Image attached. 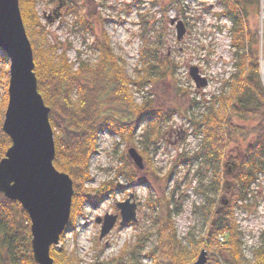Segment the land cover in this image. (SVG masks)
I'll use <instances>...</instances> for the list:
<instances>
[{"label": "rangeland", "instance_id": "1", "mask_svg": "<svg viewBox=\"0 0 264 264\" xmlns=\"http://www.w3.org/2000/svg\"><path fill=\"white\" fill-rule=\"evenodd\" d=\"M57 5L59 14L53 15L51 11ZM72 5L77 6L78 14H86L92 33L86 31L84 23L76 22L77 15L67 14ZM245 5L249 30L258 28L260 35L262 7L254 1ZM35 8L47 31L46 40L58 45V53L65 52L75 68L78 59L95 62L96 42L102 40L103 34L108 37L113 52L124 62L128 75L134 74L142 46L166 57L175 66L174 71L164 77L135 89L133 97L137 102L145 100L150 108L168 113L152 144L147 145L143 140L144 123L124 135L98 131L96 151L89 159L91 180L87 185L98 189L104 183H112L116 187L94 203H83L79 213L74 214L72 228L63 232V240L55 248H66L78 264H150L147 254L157 238L148 200L165 201L171 191L177 203L174 208L177 212L173 213L177 237L183 240L187 231L198 237L205 236L208 226L194 209L205 201L198 190L203 186L204 191H208L210 167L199 164L202 161L188 166L181 163L180 158L198 153L201 135L193 133L192 116L203 112L209 100L220 93L222 87H227L226 80L236 70L237 57L229 31L232 22L219 14L223 6L214 0H36ZM172 18L181 19L185 25L186 32L180 40L170 24ZM189 66L198 68L207 80L205 86L196 87L188 75ZM262 69L261 65L260 80L264 87ZM8 70L7 60H0V71H7L6 77ZM4 92L0 84V102ZM233 122L246 127L253 124L238 116L233 117ZM251 138L236 134L230 138L221 166L223 172L231 171V174L224 173V188L215 206L217 210L222 206L221 199L229 197L225 185L233 182L236 171L231 163L240 160ZM130 148L143 157L142 169L129 158ZM171 170L175 171L170 174ZM130 195L136 204V222L121 226L117 222L99 239L100 224L95 219L106 213L118 214L116 203ZM233 210L241 231L243 253L252 258L253 248L264 241V172L258 173L246 199L237 202ZM139 241L141 247L135 248L134 244ZM183 243L190 246L186 240ZM220 256L222 260L226 258L224 254Z\"/></svg>", "mask_w": 264, "mask_h": 264}, {"label": "trees", "instance_id": "2", "mask_svg": "<svg viewBox=\"0 0 264 264\" xmlns=\"http://www.w3.org/2000/svg\"><path fill=\"white\" fill-rule=\"evenodd\" d=\"M22 22L30 41L37 91L48 106L49 122L53 129L55 155L53 165L70 176L73 196L70 217L66 229H71L74 214L79 213L83 203H94L104 194L115 189L112 183H104L98 189L87 185L91 180L89 159L96 151L98 131L109 130L119 135L129 134L142 123V137L147 145L153 143L168 113L148 106L147 101L135 100V89L164 77L174 71V64L142 46L134 74L128 75L124 62L110 47L103 34L97 41L98 56L95 62L78 59L77 67L68 61L65 52L58 53V45L48 42L47 31L35 10L36 0H18ZM181 1V0H180ZM223 6L220 15L230 18L231 46L237 57L235 72L226 80L227 87L209 100L204 111L193 115V133L201 135L198 153L181 157L188 166L202 161L210 167L208 191L201 187L198 192L205 196L199 213L208 228L205 236H195L189 231L179 239L173 222L177 203L174 191L169 198L151 202L152 227L157 238L150 248V264H187L193 262L199 251L207 252L206 264H264V241L253 248L252 258L245 257L242 249L241 231L234 217V206L246 199L250 185L259 172H264V87L260 80L261 65L264 71V0H214ZM263 5L261 34L259 29L249 30L245 7L253 2ZM77 6H70L67 14L77 15V23L92 33L86 14H78ZM51 18V17H50ZM98 40V39H97ZM0 60L5 56L0 50ZM7 71H0V84L5 90L0 102V159L11 145L2 131L7 102ZM252 121L250 127L238 125L233 117ZM252 136L240 160L226 192L227 205L216 213V204L224 188L222 162L232 135ZM147 158V156L145 157ZM175 171V170H173ZM170 171V174L173 172ZM203 188V189H202ZM177 212V211H176ZM212 222L214 224H212ZM145 235V239H146ZM30 221L19 202L9 200L0 193V264H36L30 244ZM63 235L60 236V241ZM186 240L190 246L183 243ZM141 241L134 244L140 248ZM54 264H78L66 248H50ZM221 254L226 258L222 260Z\"/></svg>", "mask_w": 264, "mask_h": 264}, {"label": "water", "instance_id": "3", "mask_svg": "<svg viewBox=\"0 0 264 264\" xmlns=\"http://www.w3.org/2000/svg\"><path fill=\"white\" fill-rule=\"evenodd\" d=\"M18 0H0V50L9 65L7 105L4 112L2 131L11 145L0 159V193L20 203L30 221V246L36 264H54L50 248L60 240L65 231L71 211L73 182L70 176L53 165L55 155L54 135L49 122V108L37 91L34 73L33 52L22 22ZM176 38L180 40L185 32L181 20L172 18ZM188 75L196 85L207 84L196 66L188 67ZM133 164L142 169L143 157L134 148L128 149ZM233 170L236 164L231 163ZM231 174V171L226 173ZM226 182V191L229 190ZM132 196L117 202L120 221L123 225L135 222L136 204ZM221 199L219 213L227 205ZM117 214L97 217L100 224L99 239H102L117 222ZM214 224V223H212ZM207 252L201 249L196 259L187 264H206Z\"/></svg>", "mask_w": 264, "mask_h": 264}, {"label": "flooded vegetation", "instance_id": "4", "mask_svg": "<svg viewBox=\"0 0 264 264\" xmlns=\"http://www.w3.org/2000/svg\"><path fill=\"white\" fill-rule=\"evenodd\" d=\"M58 14H59L58 12L55 13V15H58Z\"/></svg>", "mask_w": 264, "mask_h": 264}]
</instances>
